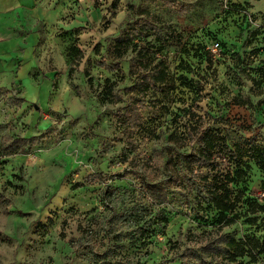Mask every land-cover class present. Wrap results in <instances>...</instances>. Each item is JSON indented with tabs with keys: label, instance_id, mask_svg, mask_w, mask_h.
I'll use <instances>...</instances> for the list:
<instances>
[{
	"label": "rangeland",
	"instance_id": "rangeland-1",
	"mask_svg": "<svg viewBox=\"0 0 264 264\" xmlns=\"http://www.w3.org/2000/svg\"><path fill=\"white\" fill-rule=\"evenodd\" d=\"M30 1H24L17 16L0 15L1 72L13 77L11 85L0 88V119H5L0 138L8 132L44 140L30 155L0 161V191L12 202L8 213L0 208V264H92L82 253L108 249L93 220L105 213L104 193L111 187L124 189V203L115 205L118 212L134 206L140 175L153 150L166 146L173 133L188 139L180 151L199 149L190 131L197 120L185 116L184 109H195L218 142L211 163L195 168L205 185V177L218 183L239 161L250 160V138L264 142V84L254 85L236 57L243 53L250 58L252 76L264 83V0ZM142 10L163 20L154 24L155 29L163 34L176 30L183 41L167 44L157 54L168 66L170 84L147 98L155 104L147 105L144 125L133 134L139 153L128 164H115L125 146L117 114L135 99L125 96L122 104H104L102 85L119 75L98 68L96 62L117 61L110 57L109 47L129 39L128 28L144 24ZM218 42L221 49L213 52L212 45ZM136 60L133 50L121 60L126 73ZM72 68L78 91L69 83ZM182 75L193 81L194 88L182 84ZM134 83L128 77L120 88ZM22 98L26 102L19 108L16 104ZM247 98L253 105L236 103ZM252 167L248 178L232 188L244 191L245 200L264 206V172L254 162ZM101 173L109 175V182H94ZM173 175L164 167L155 177L168 184L171 203L155 209L154 217L168 216L169 227L156 226L144 250L126 243L127 249L115 253L114 261L127 256L136 264H159L171 260L178 249L200 247L195 235L219 228V213L206 205L203 214L193 210L195 194L172 182ZM238 213L239 222L226 233L264 238V212L253 214L246 202ZM77 239L84 240V249L73 247ZM108 246L112 249L113 242Z\"/></svg>",
	"mask_w": 264,
	"mask_h": 264
},
{
	"label": "trees",
	"instance_id": "trees-1",
	"mask_svg": "<svg viewBox=\"0 0 264 264\" xmlns=\"http://www.w3.org/2000/svg\"><path fill=\"white\" fill-rule=\"evenodd\" d=\"M117 5L118 1L114 3V8ZM140 14L143 16L144 24L138 22L128 28L126 32L129 39L117 41L109 47L110 57L116 58L117 61L109 63L107 59L103 58L96 62L98 68L119 75L117 80L107 79L102 85L100 96L104 104H122L125 96L135 99L134 104L128 106L125 112L121 111L117 114L120 126L124 131L125 146L118 160L114 161L115 164H128L131 157L139 153L140 145L133 134L144 125V110L147 105L149 103L151 105L155 104V101L147 98L151 92L161 90L170 84L168 66L165 61L158 60L157 54L164 52L167 44H181L183 41L182 35L176 30L168 29L163 34L162 31L155 29L153 27L155 23H163V20L157 15L147 10L140 11ZM219 43L222 46V43ZM101 50L102 47L98 46L96 49L97 54H101ZM131 50L137 53V60L132 62L129 72L126 73L121 60ZM78 54L83 55L82 51H78ZM236 57L241 62L242 67L246 66V70H248L246 76L252 80L254 85L262 87L264 83L252 76L251 59L243 53H238ZM74 63L77 67L80 62ZM182 65H184L183 62ZM75 72V68L70 70L69 83L73 89L78 91V87L74 84ZM189 72H193L192 69ZM128 77L134 79L135 83L121 89L120 84L125 82ZM180 80L185 86L194 88L193 81H190L185 75H182ZM90 83H93V79L90 80ZM54 86L57 87L56 84ZM78 94L80 95V93ZM18 101L19 103L16 106L19 108L26 102L24 98ZM8 102L10 104L14 103L12 99H8ZM236 103L239 106L253 105L248 98L238 99ZM182 112L185 116H189L191 120H197V123L190 126V131L194 134V142H198L199 149H194L191 153L182 152L180 149L184 148L188 139L178 133L170 135L169 143L166 146L156 147L153 150L152 157L146 165L147 170L140 175V187L135 205L126 210L118 212L115 208V205L125 201L124 189L109 188L101 199V203L105 207V213L100 214L101 217L98 216L100 218H93L97 224L99 234L104 233L102 244L106 240L108 249L104 253H98L94 249L90 252H84L82 253L84 259L89 260L92 264H136L127 256L114 261V254L126 250V243L128 242L133 248L144 250L146 246L148 247L149 238L156 226H163L164 229L169 227L170 220L168 216L160 214L154 217L155 209L171 203V192L168 184L157 181L155 178L159 176L164 167H167L174 172L172 182H175L177 186L184 187L187 194H195L192 209L201 214L206 205L207 210L217 211L221 225L211 231H204L201 235H195L196 239H200V247L178 249L171 260H165L159 264H259L264 262V238L261 239L255 236L238 238L225 232L226 228L239 222L241 215L238 210L243 203L247 202L253 214H258L260 211L264 212L263 205L254 200H245L244 191L236 192L232 188V185H238L248 178L250 171L253 169L252 162L264 172V142L257 136L250 138L248 145L250 160L239 161L234 170L225 173L223 181L218 183H211L210 178L205 177L207 182L205 185L203 181H200L195 168L202 169L208 163H211L213 154L218 149V142L212 129L203 125V117L198 115L195 109L188 108ZM43 140L44 137L42 136L23 137L6 132L0 138V161L12 156L30 155ZM225 149H227L226 144ZM232 156L235 155L232 154ZM134 166L138 167L137 164H134ZM109 180V175L103 173L94 177L96 183L105 184ZM10 206H12L11 200L0 191V208L8 213ZM108 242H113L112 249H109ZM72 244L77 250L84 249L83 239H77ZM177 244L180 247L182 241H178L176 247ZM246 259H249V261H246Z\"/></svg>",
	"mask_w": 264,
	"mask_h": 264
},
{
	"label": "crops",
	"instance_id": "crops-1",
	"mask_svg": "<svg viewBox=\"0 0 264 264\" xmlns=\"http://www.w3.org/2000/svg\"><path fill=\"white\" fill-rule=\"evenodd\" d=\"M24 1L26 0H0V15H18V10L22 8V5H24ZM33 1L36 0H31L30 2L32 3ZM9 22V18L7 20ZM1 22V20H0ZM2 44V41H0ZM1 59H0V88L6 87L8 85H11L13 82V77H11V74H5L2 71V64H1ZM5 119H0V123L4 122Z\"/></svg>",
	"mask_w": 264,
	"mask_h": 264
},
{
	"label": "built area",
	"instance_id": "built-area-1",
	"mask_svg": "<svg viewBox=\"0 0 264 264\" xmlns=\"http://www.w3.org/2000/svg\"><path fill=\"white\" fill-rule=\"evenodd\" d=\"M220 49H221V44L219 42L212 45L213 52H218Z\"/></svg>",
	"mask_w": 264,
	"mask_h": 264
}]
</instances>
